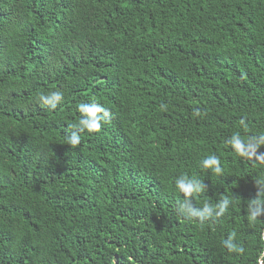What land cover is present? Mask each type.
Here are the masks:
<instances>
[{
	"label": "trees",
	"instance_id": "trees-1",
	"mask_svg": "<svg viewBox=\"0 0 264 264\" xmlns=\"http://www.w3.org/2000/svg\"><path fill=\"white\" fill-rule=\"evenodd\" d=\"M261 261L264 0H0V264Z\"/></svg>",
	"mask_w": 264,
	"mask_h": 264
},
{
	"label": "clouds",
	"instance_id": "clouds-1",
	"mask_svg": "<svg viewBox=\"0 0 264 264\" xmlns=\"http://www.w3.org/2000/svg\"><path fill=\"white\" fill-rule=\"evenodd\" d=\"M52 96L59 100L62 96L60 92L52 93ZM42 100H47V97H41ZM79 110L82 113V117L79 120L78 124L72 125L73 128L78 129L79 132L87 130L88 132H99L102 126V122L105 120L106 110L97 104H82L79 106ZM104 113L105 115H98ZM80 142V136L77 133L72 134L67 138V143L70 147H75ZM234 148H242V141L239 135H233L228 141ZM220 161L215 155H210L202 161V166L206 169H212L215 173H221L222 169L219 166ZM177 188L185 194V196H190L193 192H199L202 190V187L196 182L195 178L191 181H188L185 178L177 179L176 181ZM228 204V200H225L222 205H220L221 210L223 211ZM208 205H205V211L203 213H197L198 215H207ZM255 219V216L252 217ZM235 236V233H232L225 244L229 249H233L234 245L232 244V237ZM260 264H264V261H261Z\"/></svg>",
	"mask_w": 264,
	"mask_h": 264
}]
</instances>
